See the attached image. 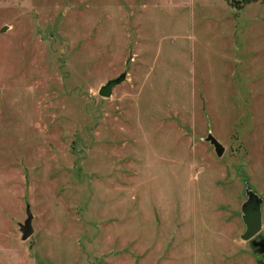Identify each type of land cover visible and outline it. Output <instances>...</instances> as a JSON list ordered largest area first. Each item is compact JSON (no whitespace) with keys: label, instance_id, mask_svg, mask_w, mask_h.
I'll return each instance as SVG.
<instances>
[{"label":"rangeland","instance_id":"1","mask_svg":"<svg viewBox=\"0 0 264 264\" xmlns=\"http://www.w3.org/2000/svg\"><path fill=\"white\" fill-rule=\"evenodd\" d=\"M252 240L264 0H0V264H260Z\"/></svg>","mask_w":264,"mask_h":264},{"label":"water","instance_id":"2","mask_svg":"<svg viewBox=\"0 0 264 264\" xmlns=\"http://www.w3.org/2000/svg\"><path fill=\"white\" fill-rule=\"evenodd\" d=\"M125 78L126 72H122L119 76L109 79L105 84L100 86L98 94L102 97H110L112 94L113 87L121 83ZM205 140L208 141L214 147V151L217 156L222 155L224 147L211 133H208ZM245 192L247 198L241 206L242 220L245 225V230L241 234L240 238L242 240H250L259 232L261 228L260 206L262 198L250 189L248 183H246L245 185ZM25 213L26 219L22 224L19 225L22 240H26L33 233V215L30 210L29 204L26 205ZM252 245L259 253L264 255V240H252ZM260 264H264V261H262Z\"/></svg>","mask_w":264,"mask_h":264}]
</instances>
